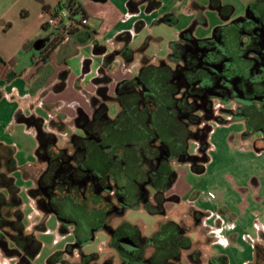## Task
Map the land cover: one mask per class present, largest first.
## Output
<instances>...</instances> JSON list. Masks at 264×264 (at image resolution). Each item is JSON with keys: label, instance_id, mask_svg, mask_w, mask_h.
Segmentation results:
<instances>
[{"label": "flooded vegetation", "instance_id": "1", "mask_svg": "<svg viewBox=\"0 0 264 264\" xmlns=\"http://www.w3.org/2000/svg\"><path fill=\"white\" fill-rule=\"evenodd\" d=\"M209 7L224 19L233 10L220 0H209ZM180 37L172 44L173 67L145 60L137 76L117 84L114 119L107 117L110 78L103 70L93 79L99 98L92 115L81 113L76 120L80 134L60 140L61 123L56 133L38 126L40 166L29 193L43 219L53 214L62 235L72 236L48 264H170L177 254L180 264H186L184 257L198 261L200 252L188 234L204 214L191 204L173 222L163 207L175 175L172 163L189 161L194 171L202 167L214 124L236 119L246 130L248 121L264 123V0L250 2L245 15L209 38H195L190 30ZM230 100L235 109L225 106ZM190 140L196 141V154L187 151ZM140 206L160 215L151 235L121 218ZM97 232L105 236L101 259L82 251ZM0 244L8 246L4 237ZM73 253L76 260H64Z\"/></svg>", "mask_w": 264, "mask_h": 264}, {"label": "rangeland", "instance_id": "2", "mask_svg": "<svg viewBox=\"0 0 264 264\" xmlns=\"http://www.w3.org/2000/svg\"><path fill=\"white\" fill-rule=\"evenodd\" d=\"M50 1L54 3L56 0ZM220 1L221 4H228L233 8L232 13L226 19L222 18L217 10L209 7V0H170L167 9L168 12L172 13L175 17L173 23L147 22L137 27L136 30H132L127 40L119 41L111 40L112 36L117 30V27L121 24H128L130 29H132L133 26L131 22L129 23V19L133 14L120 10L115 0H79L81 6L88 15L87 25L90 31L93 32V37L98 43L105 45L109 51H113L115 46L123 47L126 42L134 51V58L131 63L125 62L123 57L119 55V61L121 62H113L110 68H106V75L110 78L106 86V94L110 97L105 101L107 106V117L114 119L119 112V106L114 99L117 84L123 80H131L137 76L145 60L154 66H158L160 62L164 60L173 67L174 61L170 59L172 44L181 40L180 36L183 31L190 30L191 34L198 39L209 38L213 35L216 28L227 26L232 20L245 15L247 5L254 0ZM38 3L39 0H0V15L2 13L5 14L4 17L2 16L3 20H7L11 27L10 32L5 34L0 26V45L7 42L9 43L8 47L11 49L15 48L14 44H17L19 34L25 31L23 28L25 26L27 28L33 27V20L21 18L20 13L27 11L31 13L34 9V5ZM147 15L148 14L143 10L141 16L146 18ZM200 17L202 20H200ZM50 30L54 31V33L60 32V30L54 28H50ZM63 49H66L67 52ZM87 50L85 46L76 45L71 39H66L59 52L58 50H52L50 52V63L56 70L54 79L57 80L60 73L68 71L65 80L66 85L61 91L55 92L51 88V82L47 84L45 88L46 92L41 97V103L37 104L34 110L30 112L43 120L42 129L45 131L52 128L56 133L59 129L57 125L61 123L63 130L62 135H59L60 140H63L65 137L71 138L74 135L80 134V128L77 126L76 122L78 116L84 113L90 117L93 113L92 102L95 98H99L93 78L99 75L98 69L101 62L98 54H93L91 51L85 54L84 52ZM63 52L66 53L68 56L67 58H63ZM69 53L71 54L69 55ZM87 58L90 59L89 70L83 72V62L84 59ZM34 70L33 68L29 76ZM225 106L235 109L236 103L230 100ZM222 116L225 120L228 119L227 115L225 116L222 114ZM235 120L236 119L229 121L232 124ZM52 122L57 124L51 125ZM217 126V124L212 125V132ZM31 130L34 129L29 128L27 131L26 125L22 123H13L8 127V131L5 132V139L15 148L14 158L21 156L24 158L26 154L32 152L35 142V136L33 134H36V131L34 130V132H32ZM259 136L260 134L257 132L246 139H242L240 134L231 139L232 144L230 145L238 146L243 149L240 150L239 148L240 151H243L241 154L239 152H232L231 149L225 148V146L220 143L216 146L213 174L210 177L213 180H219L222 186L228 189L227 192L232 190V182H234V179L236 181L237 179H242L246 176L247 172L252 170L262 174L264 178V152L258 154L252 152L254 151L252 148L253 141ZM213 144L214 143H212V145ZM196 149V141L190 140L188 142V153L196 154ZM247 151H250L251 155L249 154L248 156ZM11 155L13 156V151H11ZM25 166H27L28 169H33V171L31 169L32 174L37 173L38 169L35 170L33 164ZM38 166H40V164ZM172 167L175 171V175L172 178L170 188L166 192L167 200L164 202L163 207L169 219L173 222H178L180 221V215L187 212L193 202L198 205H203L200 198L196 197L197 194L200 196L199 194L201 191L205 192L206 188L211 186L205 181V178L209 177L211 171L209 173L207 171L204 173L196 172L192 169L189 161L173 162ZM221 171H223L222 176L220 174ZM18 181L20 183L23 182L22 186L19 188V195L22 201L25 231L34 234L35 238L41 243V248L39 253L27 262H19L18 257H7L0 250V264H48L47 259L53 253L64 249L65 246L71 242L72 236L62 235L60 225L53 214H48L43 219V215L36 209L35 200L28 194V182H25V180L23 181L21 178ZM203 196L206 198H204V205H211L212 198L205 194H203ZM229 196L231 197L230 200L233 201V194ZM175 197L177 198L175 199ZM216 199H219L218 196ZM214 202L216 203V200ZM121 218L127 223L137 225L144 235H151L155 229L156 223L160 219V215L158 213L151 214L144 207L140 206L139 208L126 210ZM118 219H115L113 223L116 224ZM213 220V218L207 219L204 227L209 234L208 238L210 241H207V237H205L207 233L202 231L203 229H198L188 234V237L194 243L193 247L198 248L202 257H206L207 253H211V244L215 248L228 245L225 236L231 228H228L227 220ZM187 222L190 224L191 220H187ZM38 224H40L41 227L39 229H34V226ZM230 224L233 225L232 228L234 229L235 220L231 219ZM260 233L264 235V211L259 213V216L255 218L250 228L245 229L242 235L235 239V244L241 245L242 248L247 247V241L256 240ZM210 236L212 238H210ZM104 240L105 236L97 232L94 241L84 246L82 250L83 254L97 253L101 255V259L105 252L103 245ZM261 243H263V240H261ZM74 254L76 253H73V255ZM163 254H168V250L164 251ZM74 259L76 260V255H74L73 258L68 257L64 260L70 261ZM184 262H186V264H193V262L189 258L186 259V257H184ZM208 262L209 258H205L198 264H209ZM217 263L219 262L216 261V264ZM252 264L256 263L252 261Z\"/></svg>", "mask_w": 264, "mask_h": 264}, {"label": "crops", "instance_id": "3", "mask_svg": "<svg viewBox=\"0 0 264 264\" xmlns=\"http://www.w3.org/2000/svg\"><path fill=\"white\" fill-rule=\"evenodd\" d=\"M56 0L54 3H51L50 0H39L37 5H34L33 11L31 13L21 12L20 17L24 19H32L33 27L27 28L26 26L23 28L24 33L19 34V38L17 39V44H14L15 48L11 49L8 47L7 42L0 45V160L4 163L7 160L11 151H13V158L15 148L10 145L7 139H5V132L8 131V127L13 123H22L26 125V130L29 128L37 131L39 125L42 126L43 120L36 116L34 113H30L37 104H40L41 97L46 92V86L51 82V88L55 92L61 91L65 88V80L67 77V72L64 71L60 73L58 79H54V75L56 70L54 66L50 63V52L52 50H61V46L64 44V41L67 39H71L69 35L63 34V28L66 23L59 24L57 27H42L40 22V13L44 9V7L53 8L54 4L57 3ZM79 1V0H78ZM106 1V0H101ZM117 6L120 10L133 14V16L129 19V23H132V29H130L129 25H123L117 27L114 35L111 40H119L125 41L127 40V36L131 34V31L136 30L137 27L142 24H146L147 22L152 23H173L175 21V17L172 13L168 12L167 5L170 0H115ZM80 3V2H79ZM56 5V4H55ZM84 9V8H83ZM143 10L148 14L146 18L141 16ZM85 11V10H84ZM86 14V24L85 26L89 29L88 24V15ZM4 13L0 15V26L3 30V33L7 34L10 32L11 27L7 20H3ZM3 16V17H2ZM30 17V18H29ZM25 24V23H24ZM50 28L58 29L60 32L51 31ZM22 29V30H23ZM90 30V29H89ZM44 32V33H42ZM48 34H47V33ZM64 35V38L58 43L51 51H49L47 58L45 61H38L39 56L41 55L42 50L45 48L47 43L54 37L55 35ZM43 40V44L41 45L39 50H35V44L37 41ZM72 40V39H71ZM92 42L87 44H82L81 46H85L88 50L84 52H92L93 54H98L101 65L98 69L99 75H102L106 71V68L115 62V58L119 60V55H121L125 62L131 63L134 58V51L130 46L125 42L123 47H114L113 51H109L107 47L101 43H98L94 37H92ZM98 43L99 45L104 47L103 53H94L93 52V43ZM75 43V42H73ZM80 45V44H76ZM67 52L66 49H63ZM121 51V54L118 53ZM63 52L64 57L68 56ZM113 53L114 59L110 61V63L106 66L103 62L105 55ZM71 53H69L70 55ZM119 56V57H118ZM113 57V56H112ZM87 63L85 64V62ZM121 61H119L120 63ZM90 59H84L83 72L89 70ZM28 64V65H25ZM35 69L34 72L29 76L32 69ZM103 71V72H102ZM45 72L46 81L43 84L36 83V80L43 75ZM102 72V73H101ZM95 78V77H94ZM93 78V79H94ZM55 80V81H54ZM54 81V82H53ZM96 85V82H94ZM63 84L61 88L58 89V85ZM29 109V112H28ZM51 124V123H50ZM51 125H54L52 122ZM28 127V128H27ZM34 130H31L34 132ZM53 129H49L52 131ZM245 130V125L241 121H235L232 124H223L218 125L214 131L210 135V146L208 148V159L203 164V169L199 172L204 173L207 171L209 177L205 178L211 186L206 188L205 192H200V196L196 198H200L203 202L205 201V197L209 196L212 198L211 205H198L193 202L194 208L200 211L204 216L201 219V223L199 227L196 229H200L207 233L205 237H207V241L209 234L206 232L205 221L207 219L213 218V221H218V219L227 220L228 234H226L227 246H218L215 248L211 244V253L206 254V257H202L201 253L198 255V261H193V264H198L201 260L205 258H209V264H211L210 260L213 259L214 262L218 261L217 264H252L255 258V244L261 242V238L264 236L263 234H259L256 240L247 241V247H241V245L235 244V239L239 238L242 235L245 229L250 228L252 223L255 221V218L259 216L260 212L264 211V178L262 174H259L255 171H250L246 173L242 179H234L232 182L233 188L229 192L228 189H225L219 180L211 179V175L213 174V165L214 160L216 158L215 148L218 143L225 146V148L231 149L232 152H239L242 148L238 146H232L231 139L236 137V135H241V133ZM29 131V132H31ZM33 134V133H32ZM35 136V142L32 152L26 154V157H17L15 160V169L8 173V175L13 176L14 182L18 187V194L20 191V187L23 182L20 183L18 180L21 178L25 182L27 181V185L29 184L28 194L30 190L34 186V179L36 177V173L32 174L31 169H28L27 166L29 164H33V168L37 170L39 168V158L37 155V149L39 146L37 134H33ZM217 140V141H216ZM212 143H214L212 145ZM240 148V150H239ZM243 150V149H242ZM245 152V151H244ZM253 153H262L264 152H254ZM251 155L250 151H247V155ZM6 165V164H4ZM25 166V167H24ZM38 167V168H37ZM27 168V169H25ZM33 171V169H32ZM207 173V174H208ZM223 171L220 172L222 176ZM220 176V177H221ZM208 179V180H207ZM233 180V179H232ZM217 195H215V194ZM230 194H233L234 200H230ZM20 196V195H19ZM203 196V197H202ZM218 196L219 199H216ZM203 198V199H202ZM205 198V199H204ZM21 199V197H20ZM216 200V203L214 202ZM197 201V200H196ZM198 202V201H197ZM21 209H22V201H21ZM231 219L235 220V228L233 229V225H231ZM223 221V222H224ZM222 226V225H221ZM226 228V226H225ZM261 229L260 227H258ZM260 231V230H259ZM215 235V234H214ZM210 238H212L210 236ZM251 243V244H250ZM250 244V245H249ZM235 245V246H234ZM198 249V248H197ZM210 251V250H209ZM200 252V251H199ZM185 256V255H184ZM225 260V263H220ZM233 262V263H232ZM186 263V262H185ZM216 264V263H213Z\"/></svg>", "mask_w": 264, "mask_h": 264}, {"label": "trees", "instance_id": "4", "mask_svg": "<svg viewBox=\"0 0 264 264\" xmlns=\"http://www.w3.org/2000/svg\"><path fill=\"white\" fill-rule=\"evenodd\" d=\"M53 8H65L68 10L69 23L66 29V34L70 36L73 42L82 45L93 41V32L81 22V19H86V14L78 0H58ZM42 27L45 28L46 26L42 25ZM63 38V34L52 37L42 50L38 61H45L49 51L60 43ZM93 52L103 53L104 47L94 42ZM111 59H114L113 53L105 55L103 60L104 64L107 66L110 61H112ZM86 63L87 61L85 64ZM44 74L45 72L36 80V83L43 84L46 81V76ZM62 86L63 84L58 85V89ZM257 132L260 136L255 138L252 148L256 152H261L264 150V123L259 125L255 120L248 121L246 123L245 133H241V138L246 139L253 133ZM14 169L15 160L11 153L4 163L0 160V237H4L8 245L7 248H4V245L0 244V247L4 248L3 254L5 256H17V253H19V256H17L19 262H27L39 253L41 243L35 238L33 233L25 231V225L23 223L24 215L21 209V199L18 194V187L14 182L13 176L8 175V173ZM202 169L203 166L199 167L196 171L199 172ZM40 227L41 226L38 224L34 226V229H39ZM262 240L263 243L260 242L255 244L254 262L256 264H264V236L262 237ZM51 257L52 256H50L47 261H49ZM210 261L211 264L216 263L213 259ZM169 263L180 264L178 254L175 256L172 255ZM220 263H225V260Z\"/></svg>", "mask_w": 264, "mask_h": 264}, {"label": "built area", "instance_id": "5", "mask_svg": "<svg viewBox=\"0 0 264 264\" xmlns=\"http://www.w3.org/2000/svg\"><path fill=\"white\" fill-rule=\"evenodd\" d=\"M68 10L65 8H44L40 13V22L44 26H51V27H57L59 24L64 23L68 21ZM82 24H86V19H81ZM68 27V23L65 24L63 28V34H66V29ZM115 62L119 63V60L117 57L115 58ZM111 65L107 67L110 68Z\"/></svg>", "mask_w": 264, "mask_h": 264}, {"label": "water", "instance_id": "6", "mask_svg": "<svg viewBox=\"0 0 264 264\" xmlns=\"http://www.w3.org/2000/svg\"><path fill=\"white\" fill-rule=\"evenodd\" d=\"M43 44V40H39L36 42L34 49L39 50L41 45ZM64 57V56H63Z\"/></svg>", "mask_w": 264, "mask_h": 264}]
</instances>
